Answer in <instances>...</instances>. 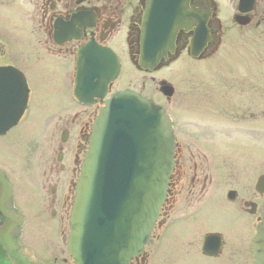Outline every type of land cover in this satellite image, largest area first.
I'll return each mask as SVG.
<instances>
[{
	"label": "flooded vegetation",
	"instance_id": "1",
	"mask_svg": "<svg viewBox=\"0 0 264 264\" xmlns=\"http://www.w3.org/2000/svg\"><path fill=\"white\" fill-rule=\"evenodd\" d=\"M154 1L0 0V264H74L67 238L76 182L93 120L103 102L119 91H131L161 106L171 118L174 134V165L164 202L148 243L130 264H148L154 252L148 246L154 241L160 242L167 259L173 251L183 259L201 256L208 260L203 264H254L252 244L261 223L264 191L258 190L257 180L253 186L240 180L244 185L240 189L230 187L226 200L243 216L245 229L231 235L210 231L213 226L206 218L214 204L210 199L221 175H230V167L212 162L204 154L217 144L185 139L198 135L195 128L201 133V129L210 130L199 127L201 118L211 120L222 114L219 111L210 116L203 108L215 111L222 104L225 110L227 100L220 102L215 90L209 98L199 99L204 97L198 92L195 76L192 83L185 80L182 87H176L158 74L177 62L184 64L180 69L195 73V63L218 52L227 22L239 28L263 23L264 4L260 7L259 2L264 0H255L248 12H240L239 0H230L229 16L227 12L221 15L217 0H179L171 8L153 5ZM243 16L250 18L246 26L235 22ZM88 45L96 53L113 54L119 64L116 78L108 83L106 94L94 96L91 103H81L72 95L77 108L70 112L67 104L61 113H53L38 135L31 117L33 93L24 72L68 70L73 88L79 51ZM20 74L24 82L11 79ZM165 83L172 87L171 96L162 89ZM23 96L26 101L22 106ZM172 102L181 105L177 111L183 112L180 116L186 120L179 125ZM19 109L15 124L4 130L3 122L12 120ZM179 131L187 136H179ZM5 151L10 158L2 155ZM21 171L28 177H21ZM230 192L233 200L228 199ZM35 211L37 216L33 217ZM55 220L60 223L55 228L57 240L48 225ZM208 235L215 236L206 246L214 255L203 251Z\"/></svg>",
	"mask_w": 264,
	"mask_h": 264
},
{
	"label": "water",
	"instance_id": "2",
	"mask_svg": "<svg viewBox=\"0 0 264 264\" xmlns=\"http://www.w3.org/2000/svg\"><path fill=\"white\" fill-rule=\"evenodd\" d=\"M178 1L155 0L153 5L171 8ZM239 1L240 12L250 11L255 2ZM235 21L244 26L250 18L243 16ZM161 30H165L164 24ZM118 70L111 52L96 53L89 45L84 47L75 68L74 96L82 103H91L94 96L102 97ZM11 79L24 82L21 74ZM171 88L167 84L162 87L170 96ZM25 99L23 96L22 106ZM19 116L20 109L12 120L3 122L4 130ZM173 165L174 134L169 115L131 91L110 95L93 120L89 147L76 182L67 240L74 264H130L138 257L158 218ZM257 188L264 191V175L258 178ZM228 199H234L233 192ZM212 238L215 236H206L203 245L208 255H214L206 248ZM252 252L254 264H264V206Z\"/></svg>",
	"mask_w": 264,
	"mask_h": 264
},
{
	"label": "rangeland",
	"instance_id": "3",
	"mask_svg": "<svg viewBox=\"0 0 264 264\" xmlns=\"http://www.w3.org/2000/svg\"><path fill=\"white\" fill-rule=\"evenodd\" d=\"M217 1L222 7L221 15L227 12V16H229L232 13L230 0ZM263 4V1L259 2L260 7ZM225 25L228 29L218 52L209 60L195 63L193 68L195 73L188 72L185 68L180 69L184 64L177 62L163 70L158 76L166 77L170 82L175 83L176 87L178 85L182 87L185 80L192 83V76H195L199 87L198 92L204 97H199V95V99L209 98L212 91L215 90L220 96V102L222 99H226L228 102L229 107H226L225 110H223L222 104L218 108L215 107V111L212 109L207 111L206 108H203L202 111L206 114L209 113L210 116L211 113L219 111L222 114L212 117L211 120L208 118L202 120L201 118L197 121L199 127L210 130L201 129L203 132L201 133L199 129L195 128V134L198 135H190L189 139H185L199 144L205 141L217 144L216 148L209 149V152L204 151V154L208 160L223 162L230 167V175L227 176L224 172L221 175L223 178L220 176L222 180L219 181L216 193L214 191L210 199L214 203L212 211L210 216L206 215V218L209 221V226H213L210 231L224 234L227 232L231 235L245 229L246 224H244L243 216L236 210V206L226 200L227 190L230 187L240 189L244 186L242 180L253 186L259 175L264 174V21L258 27L250 25L239 28L234 27L230 22ZM24 75L33 93L31 117L34 118L36 131L37 128L39 129L38 135L42 132L43 123L44 128L46 121L51 120L53 113H61L67 104L70 112L77 108L76 103L72 100L73 89L69 81L68 70L34 69L27 70ZM259 93L260 99H258ZM177 107L181 108V105L173 103L171 109L175 108L176 111H172L175 118L177 117L179 125L181 121L185 120V117L180 116L183 112L177 111ZM54 118H56L55 115ZM189 128L191 129V127ZM178 133L179 136H187L183 133L180 134V131ZM201 135H204V139ZM23 146L24 149L26 147L25 140ZM3 153V156L10 158L7 155L9 152ZM22 158L23 162L28 159L25 151ZM21 173H18L21 177L29 175L24 171ZM35 216H37L36 211L33 214V217ZM59 224L56 220L48 222L50 229L53 230L55 240L59 237L55 231ZM65 226L67 227V222H65ZM149 248L154 249V252L148 264L208 263V260L196 255H187L184 256V259L179 258L173 251L168 254L167 259L160 242H151ZM174 258L178 260L176 261ZM211 262L214 263L215 260H211Z\"/></svg>",
	"mask_w": 264,
	"mask_h": 264
}]
</instances>
